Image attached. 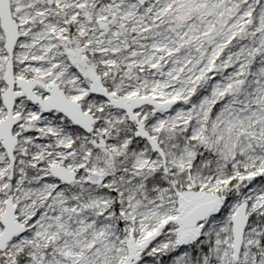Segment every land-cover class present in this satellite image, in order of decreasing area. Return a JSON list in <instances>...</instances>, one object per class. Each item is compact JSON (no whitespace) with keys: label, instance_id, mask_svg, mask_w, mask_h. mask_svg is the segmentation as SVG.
Here are the masks:
<instances>
[{"label":"snow or ice","instance_id":"6c2138e0","mask_svg":"<svg viewBox=\"0 0 264 264\" xmlns=\"http://www.w3.org/2000/svg\"><path fill=\"white\" fill-rule=\"evenodd\" d=\"M0 264H264V0H0Z\"/></svg>","mask_w":264,"mask_h":264}]
</instances>
